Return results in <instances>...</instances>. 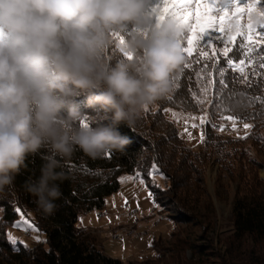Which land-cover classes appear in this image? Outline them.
Returning a JSON list of instances; mask_svg holds the SVG:
<instances>
[{"label":"clouds","instance_id":"obj_1","mask_svg":"<svg viewBox=\"0 0 264 264\" xmlns=\"http://www.w3.org/2000/svg\"><path fill=\"white\" fill-rule=\"evenodd\" d=\"M154 12L150 0H0V194L46 149L24 187L54 214L69 179L63 163L78 149L94 160L126 151L118 126H135L171 93L186 61L185 26L173 15L154 22ZM129 25L136 31L124 36ZM117 41L132 58L113 64ZM83 94L105 115L80 112Z\"/></svg>","mask_w":264,"mask_h":264},{"label":"rangeland","instance_id":"obj_2","mask_svg":"<svg viewBox=\"0 0 264 264\" xmlns=\"http://www.w3.org/2000/svg\"><path fill=\"white\" fill-rule=\"evenodd\" d=\"M159 6L162 0H150V10ZM153 21H159L156 12ZM134 31L135 26L129 25L124 36ZM208 38L200 42L203 50L222 56L223 34L212 32L215 53L206 45ZM116 44L119 47L118 41ZM209 105L200 111L163 107L183 137L181 148L197 152L187 162L190 187L182 189L185 210L195 216L190 220L175 218L176 211L164 196L170 182L159 171L151 172L149 181L138 171L123 172L119 189L106 197L105 206L85 211L78 219L107 255L124 264H264V127L254 128L250 119L216 121L222 130L216 127L208 143L204 124L212 118ZM161 107L157 103L145 112ZM201 117L206 121L203 124ZM245 124L251 127L245 128ZM204 165L202 175L199 168ZM2 216L0 207V219ZM17 221L28 222L7 226V233L17 243L32 247L44 238L32 219L20 215ZM0 264L30 263L1 249Z\"/></svg>","mask_w":264,"mask_h":264},{"label":"trees","instance_id":"obj_3","mask_svg":"<svg viewBox=\"0 0 264 264\" xmlns=\"http://www.w3.org/2000/svg\"><path fill=\"white\" fill-rule=\"evenodd\" d=\"M241 41L242 38L237 37L229 58L234 62L245 60L246 80L239 72H233L229 68L225 76L227 88L218 99L220 85L217 71L212 65L217 64V68L227 67V58L219 54H208L211 59L205 60L198 52H194L191 57L185 54L186 61L181 70L173 74L176 79L174 81L172 77V92L158 101L162 107L144 112L133 127L123 122L118 126L121 134L131 141L126 151L108 152L102 158L94 160L78 149L71 159L63 163V171L69 179L61 183L63 197L56 202L58 207L54 214L44 213L34 197L25 190V182L40 175L44 162L42 153L47 150L42 149L41 153L30 155L26 160L27 167L22 168L15 178V187L0 194V207L3 208L0 219V251L5 249L30 264H124L122 260L107 255L98 247L94 236L78 224V219L85 211L105 206L106 197L119 189L123 172L138 171L143 179L149 181L154 165L170 182L164 196L168 197L169 203L174 207L175 218L192 219L195 215L185 210L186 201L182 189L190 187L187 162L194 159L197 152L181 148L183 137L174 120L165 115L163 107L172 105L200 111L210 102L212 118L208 121L211 123L204 124L208 143L214 138L215 128L212 125L216 121L227 120L228 116L237 120H253L254 128L264 127V104L260 102L264 100V70L260 67L264 46L258 48L250 57H245V49L240 46ZM109 52L114 53L111 54L113 64L124 56L117 44ZM186 63H191L192 67H185ZM200 100L204 102L197 103ZM77 105L84 114L105 115L102 110L92 105L88 94L77 97ZM61 114L66 116L68 110L63 109ZM98 122H92V126H96ZM206 153L204 151V155ZM205 169V165L199 168V173L203 175ZM16 208H20L24 216L32 219L44 234V238L32 247H25L22 242L13 246L8 240L7 226L15 224L21 215L15 211ZM14 247L19 251H14Z\"/></svg>","mask_w":264,"mask_h":264},{"label":"snow or ice","instance_id":"obj_4","mask_svg":"<svg viewBox=\"0 0 264 264\" xmlns=\"http://www.w3.org/2000/svg\"><path fill=\"white\" fill-rule=\"evenodd\" d=\"M243 4V7H241ZM159 19L168 15L175 16L181 24L186 28V34L184 37V53L187 56H193L194 51L198 52L200 57H204L205 60L211 59L208 52L204 51L200 42L204 40V37H209L206 45L211 46L213 53L216 52V46L213 43L212 32L223 34V47L219 50L222 56L226 59L227 67L217 68V64H213L212 67L217 71V78L219 81V89L217 91L218 99L222 96L224 89L227 88L225 82L226 71L230 68L233 72H239L246 80L245 74V60L240 59L239 63L234 62L229 58L232 48L229 45H235L237 37H241V48L245 49L244 56L250 57L258 48L264 46V0H162V6L154 9ZM246 18V20H244ZM122 39V37H118ZM128 58H132L130 54L124 53ZM219 57H217V62ZM185 67H192L191 63H186ZM260 67L264 70V55L260 57ZM205 68L207 65L205 64ZM183 71V70H182ZM255 71V69H253ZM176 77H173L175 81ZM179 87V84L176 85ZM251 86V85H249ZM204 101L200 100L197 103L202 104ZM264 104V100L260 101ZM147 110V109H146ZM227 111V109H224ZM165 111H168L165 109ZM228 120H232V116L227 117ZM202 124L206 121L201 117ZM207 123H211L207 121ZM196 127V125H193ZM213 128L221 127L212 125ZM235 127V125H233ZM245 128L251 127L248 124L244 125ZM190 135V134H189ZM204 135L201 132V141L203 142ZM110 155V154H109ZM158 171L156 166H153L152 173ZM150 173V174H152ZM124 178L121 177V180ZM151 196L152 194L149 193ZM16 212L23 216L20 208L15 209ZM23 224H27V221H17L16 226L20 227ZM34 227V225H29ZM36 239L39 241L40 237ZM9 242L15 246L17 239L8 233ZM27 247V245H24ZM14 251H19L14 247Z\"/></svg>","mask_w":264,"mask_h":264}]
</instances>
